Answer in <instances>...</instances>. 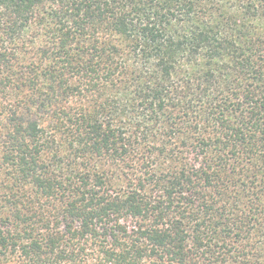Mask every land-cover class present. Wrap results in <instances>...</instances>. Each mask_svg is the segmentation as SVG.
Here are the masks:
<instances>
[{
    "label": "trees",
    "instance_id": "obj_1",
    "mask_svg": "<svg viewBox=\"0 0 264 264\" xmlns=\"http://www.w3.org/2000/svg\"><path fill=\"white\" fill-rule=\"evenodd\" d=\"M0 264H264V0H0Z\"/></svg>",
    "mask_w": 264,
    "mask_h": 264
}]
</instances>
